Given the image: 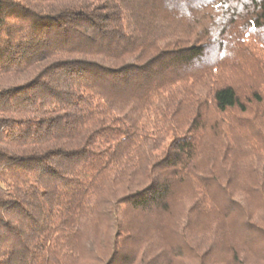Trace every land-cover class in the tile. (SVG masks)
<instances>
[{"label":"trees","instance_id":"obj_1","mask_svg":"<svg viewBox=\"0 0 264 264\" xmlns=\"http://www.w3.org/2000/svg\"><path fill=\"white\" fill-rule=\"evenodd\" d=\"M255 82L264 0H0V264H264Z\"/></svg>","mask_w":264,"mask_h":264},{"label":"rangeland","instance_id":"obj_2","mask_svg":"<svg viewBox=\"0 0 264 264\" xmlns=\"http://www.w3.org/2000/svg\"><path fill=\"white\" fill-rule=\"evenodd\" d=\"M238 79H240L241 80V82H242V84H243V80H245L244 78H242L241 76H239V78ZM257 82H259V80L257 81ZM247 86V84H243V89H245V87L244 86ZM251 86H253V88H255V89H261L262 90V94H264V84L263 85H259V83L257 84L256 82L255 83H253V85H251ZM257 87V88H256ZM258 108V107H257ZM254 108H252L251 107V110H250V112L251 113H253V110ZM261 109V108H260ZM258 111V110H257ZM259 114H261V111L260 112H258V114H254V115H259ZM254 115H250V117H249V119L250 118H254ZM251 126H252V128H253V124H251ZM255 133L256 134H258L256 131H255ZM255 133H253V135L252 136H254V137H256L257 135H255ZM173 140V137H171L169 140H168V142L163 146V148L160 150V151H158V152H155V153H152L151 155H149L148 156V158H147V162L148 163H156V162H158L161 158H163L164 156H165V153H166V151H167V148H168V146H169V144L171 143V141ZM254 204H256V203H254ZM256 207L254 208V214L255 215H259L258 214V212L256 211ZM240 231L242 232H244L245 231V229H244V227L242 228H240ZM249 238V240H250V243L252 244L251 245V248H250V251H253V250H257V253H260L261 255H264V240L263 239H260V238H258V237H256V235L255 234H252L250 237H248ZM221 254V253H220Z\"/></svg>","mask_w":264,"mask_h":264}]
</instances>
